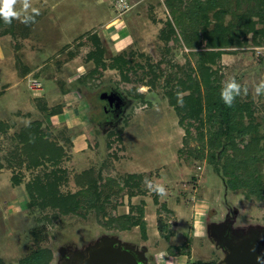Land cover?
I'll return each instance as SVG.
<instances>
[{"label":"rangeland","instance_id":"rangeland-1","mask_svg":"<svg viewBox=\"0 0 264 264\" xmlns=\"http://www.w3.org/2000/svg\"><path fill=\"white\" fill-rule=\"evenodd\" d=\"M113 1L100 5L95 0H47L48 10L29 2L26 14L33 19L25 23L23 0H18L15 9L21 12L20 18L12 20L14 28L8 34H0V88L6 83L11 86L0 95V122L7 126L0 134L3 264H18L36 249L50 250V264H55L58 248L84 256L99 241H125L134 247L142 243L147 264L216 262L222 254L208 240L211 225L231 224L236 232L264 228V202L229 189V177L208 160L218 150L209 146L205 129L202 134L193 126L185 135L164 95L165 78L174 71L169 65H183L186 49L170 43L169 56L156 37L154 43L125 48L126 54H135L126 57L130 61L125 69L110 66L120 52L106 51L97 61L86 58L92 49L91 36L99 31L100 23L107 22L108 6L115 13ZM153 1L158 12L150 11L149 18L156 23L155 18L161 16L162 28L169 16L161 0ZM261 48L247 45L238 50L243 53L241 62L229 59L228 54L222 59L224 87L235 79L241 85L240 98L255 106L261 103L255 86L264 80ZM137 64L140 67H134ZM257 114L264 145V112ZM32 127L37 128L35 136L40 142L33 149L46 143L63 148L56 166L65 171L62 194L77 192L85 187L84 175L99 173L104 194L110 193L100 213L82 208L63 214L53 207L42 210L27 205L26 182L55 168L49 162L31 170L17 165L15 148L22 161H27L29 151L23 144L25 137L22 140L18 135ZM223 158H219V168ZM12 174L21 179V185L12 186ZM132 175L137 176L136 188L124 185ZM148 181L153 188L162 186L164 194L149 189ZM139 207L148 235L140 243L137 227L122 232L113 226L125 223L126 216L137 218ZM158 218L168 226L167 237L157 229ZM178 246L188 248L189 254L178 252Z\"/></svg>","mask_w":264,"mask_h":264},{"label":"trees","instance_id":"trees-1","mask_svg":"<svg viewBox=\"0 0 264 264\" xmlns=\"http://www.w3.org/2000/svg\"><path fill=\"white\" fill-rule=\"evenodd\" d=\"M162 2L169 20H166L165 26L160 28L157 36L161 45L169 56L170 43L178 44L187 50L183 65H169L174 71L166 76L163 84L164 95L178 118V124L184 129L185 135L190 133L193 126L202 134L205 129L209 146L218 150L217 155L209 154L208 160L218 172L229 177V189L242 190L246 199L254 198L264 202L262 172L264 145L263 137L259 135L261 121L257 114L264 112V94L259 95L261 103L258 106L251 100L241 99L240 95L235 97L231 106L221 98L224 88V77L221 73L222 56L236 54L247 45L264 47V0H162ZM9 28L14 27L0 18L2 30L0 34H8ZM91 39L92 49L86 58L97 61L102 58L105 51L95 35H92ZM127 56L135 54L134 52L126 54L125 51L118 53L111 60V68H128L130 59H126ZM134 67L140 66L137 64ZM162 74L159 73L157 78ZM123 79L126 80L125 75ZM5 127L7 126L0 122V134L4 133ZM36 127L26 130L22 136L18 135L19 139L25 137L22 139L23 144L28 145L29 151L27 161H22L17 151L18 147L15 148L13 156L17 155L19 159L17 165L19 167L24 165L31 170L42 166L44 162H49L55 168L41 175L37 174L26 182L24 187L29 196L27 205L37 206L42 210L53 207L63 214L77 212L82 208L100 213L104 202L109 201L110 193L104 194V187L98 181L99 173L95 177L84 175L82 179L85 187H80L73 194H62L60 184L64 181L65 171L56 166L63 154V148L46 143L45 146L39 145L33 149V145H37L38 141L35 136L38 128ZM221 157L224 158L221 159L223 162L219 168L218 162ZM9 164L12 165L8 162ZM2 168L0 163V170ZM136 179L137 176H128L124 180V185L136 188L138 187ZM10 181L13 187L21 185V179L15 174H12ZM106 189L110 192V188ZM133 209L132 207L131 214ZM136 209L137 218L126 216L125 223L119 222L113 226L122 232L137 227L145 239L146 223L143 209L141 207ZM167 227L160 218L157 219V229L161 236L167 237ZM176 250L178 252L183 250L181 252L183 255L189 254L188 248L186 251L183 246H178ZM51 260L50 250L36 249L19 260L18 264H50ZM0 264H3L1 260ZM189 264L216 262L192 261Z\"/></svg>","mask_w":264,"mask_h":264},{"label":"crops","instance_id":"crops-1","mask_svg":"<svg viewBox=\"0 0 264 264\" xmlns=\"http://www.w3.org/2000/svg\"><path fill=\"white\" fill-rule=\"evenodd\" d=\"M32 1L33 2L29 0V2L32 3L31 4L32 6L36 4L40 6L39 8L46 7L47 10L49 8L47 0H32ZM95 1L99 3L100 5H102V4H106L107 1L109 2L110 0H95ZM128 1L130 4V9L124 14H122L120 17H117L114 11H111L108 6L107 13L105 14V19L107 20V22L105 24L103 22L100 23V29L95 34V36L98 38L100 42V46L105 52L109 50H112L115 52H122L128 48H134L135 46L141 47L143 45H147L148 43H154V40L158 35L157 31L161 27V21H160L161 16L159 17L157 16L155 18L156 23H154L153 20L149 18L150 11H152V14L153 13L155 14L158 12L155 2L153 0L152 1L150 0H128ZM161 4L164 6L162 0H161ZM21 5L23 6V4ZM164 9L167 12L165 6H164ZM44 10L45 9H42V12ZM80 44L82 43L80 42L77 45H80ZM14 54L15 56L18 55V54L16 55V51L14 52ZM242 56H243V53H236V54H231V55L229 54V59L230 58L237 59L240 61L242 59ZM223 58H224V55L222 59ZM74 60L76 61V57L74 58ZM258 71H260L258 73L263 75V72L261 70L258 69ZM250 74L251 73L247 74V76ZM9 88H11V86L8 83L2 85L0 88V95L3 94V92H5ZM248 96L249 94L245 95L246 98Z\"/></svg>","mask_w":264,"mask_h":264},{"label":"water","instance_id":"water-1","mask_svg":"<svg viewBox=\"0 0 264 264\" xmlns=\"http://www.w3.org/2000/svg\"><path fill=\"white\" fill-rule=\"evenodd\" d=\"M216 228L209 227L210 233ZM224 249L225 256L217 264H264V233H253L238 243L218 241ZM65 249L60 248L62 253ZM84 264H137L133 254L113 244L100 243L98 248L89 250L88 259Z\"/></svg>","mask_w":264,"mask_h":264},{"label":"flooded vegetation","instance_id":"flooded-vegetation-1","mask_svg":"<svg viewBox=\"0 0 264 264\" xmlns=\"http://www.w3.org/2000/svg\"><path fill=\"white\" fill-rule=\"evenodd\" d=\"M214 225L216 226V228L213 230V232L210 233V231H208V234H209L208 240L210 242H212V244H214V246L217 247V249H219V251L222 254L221 258L216 261V264L219 261H221L225 256L224 249L219 246V243H218L219 240L221 242H229V244L238 243L241 240L249 237L253 233V231L254 232L255 231H261L262 233H264V228H262V229H250V230H246L245 232L240 230V231L236 232L233 230L231 224L229 226H227L225 224L224 225L223 224H221V225L214 224ZM147 237H148V235L146 234V238L143 239L141 232L139 230V236H137L136 241H138V243H140L139 241L146 242ZM100 243L113 244V246L120 247L122 249H126L127 251H129L133 254L134 258L137 261V264H147L146 260L143 257V255L145 254L146 248H145V245H143L142 243H140L141 245H139L138 247H134L130 244H126L125 241L124 242H122V241L121 242L99 241L96 244V246L93 248H98ZM60 248H64L65 250L61 253ZM60 248H58L56 251L57 258H56L55 264H84L85 261L88 259L89 251L84 256H82V255L80 256L79 254H75L65 247H60ZM142 252L144 254H142Z\"/></svg>","mask_w":264,"mask_h":264},{"label":"clouds","instance_id":"clouds-1","mask_svg":"<svg viewBox=\"0 0 264 264\" xmlns=\"http://www.w3.org/2000/svg\"><path fill=\"white\" fill-rule=\"evenodd\" d=\"M18 3V0H0V18H2L5 23H11L12 19H19L21 16V12H18L15 9V5ZM30 7L29 0H23V11L25 13L23 22L27 23L33 19V16L27 13V9ZM33 12H36L33 9ZM255 93L257 95L264 94V80H261L259 84L255 86ZM241 85L238 84L235 79H230L226 83V87L222 89L221 98L228 105L231 106L235 97L241 94ZM246 93L247 89H243ZM147 186L149 189L156 191L158 194L163 195L165 189L162 186H157L153 188L152 183L150 181L147 182Z\"/></svg>","mask_w":264,"mask_h":264},{"label":"built area","instance_id":"built-area-1","mask_svg":"<svg viewBox=\"0 0 264 264\" xmlns=\"http://www.w3.org/2000/svg\"><path fill=\"white\" fill-rule=\"evenodd\" d=\"M114 9H115V15L117 17H120L122 14L127 12L130 9V4L128 0H115L114 1ZM264 50V48H261ZM261 55H263L262 52H257Z\"/></svg>","mask_w":264,"mask_h":264},{"label":"bare ground","instance_id":"bare-ground-1","mask_svg":"<svg viewBox=\"0 0 264 264\" xmlns=\"http://www.w3.org/2000/svg\"><path fill=\"white\" fill-rule=\"evenodd\" d=\"M86 259V258H85Z\"/></svg>","mask_w":264,"mask_h":264}]
</instances>
